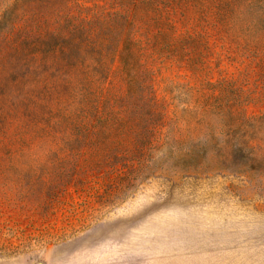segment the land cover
Masks as SVG:
<instances>
[{"label":"rangeland","instance_id":"1","mask_svg":"<svg viewBox=\"0 0 264 264\" xmlns=\"http://www.w3.org/2000/svg\"><path fill=\"white\" fill-rule=\"evenodd\" d=\"M0 264H264V0H0Z\"/></svg>","mask_w":264,"mask_h":264}]
</instances>
